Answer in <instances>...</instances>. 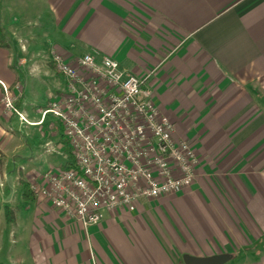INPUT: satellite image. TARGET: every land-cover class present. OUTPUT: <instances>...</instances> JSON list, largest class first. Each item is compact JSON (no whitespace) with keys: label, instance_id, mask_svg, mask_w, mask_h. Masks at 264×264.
Returning <instances> with one entry per match:
<instances>
[{"label":"crops","instance_id":"crops-1","mask_svg":"<svg viewBox=\"0 0 264 264\" xmlns=\"http://www.w3.org/2000/svg\"><path fill=\"white\" fill-rule=\"evenodd\" d=\"M0 28V84L25 120L5 112L0 85V264H183L184 255L222 254L264 264V0H0ZM53 53L108 56L147 77L174 139L196 152L193 184L140 199L134 211L102 210L104 221L86 229L55 210L36 190L48 169L73 166L62 127L65 164L44 157L37 168L29 147L56 135L59 121L42 114L67 89ZM26 63L53 87L34 110L14 69Z\"/></svg>","mask_w":264,"mask_h":264},{"label":"built area","instance_id":"built-area-1","mask_svg":"<svg viewBox=\"0 0 264 264\" xmlns=\"http://www.w3.org/2000/svg\"><path fill=\"white\" fill-rule=\"evenodd\" d=\"M67 81L64 93L42 111L59 121L73 166L44 174L36 192L84 229L97 226L102 210L134 211L190 187L199 165L194 148L174 139L175 129L153 101L147 77L123 73L112 58L88 53L76 59L52 55ZM1 105L17 115L16 96L4 85Z\"/></svg>","mask_w":264,"mask_h":264},{"label":"rangeland","instance_id":"rangeland-1","mask_svg":"<svg viewBox=\"0 0 264 264\" xmlns=\"http://www.w3.org/2000/svg\"><path fill=\"white\" fill-rule=\"evenodd\" d=\"M29 30L33 32H37L40 35L41 39L43 36H45L46 41H47L48 36L50 37V34H47L46 33L47 31L45 32L44 29H41V28L32 29L31 28ZM12 47L15 48V52L21 53L20 44L17 42V40H14V43H12ZM45 48H47L48 50V46H46L44 43L43 50ZM51 64L53 65L52 61H51ZM29 67H30V64L26 63L24 67H21V68L17 67L14 69H15V73L19 77L20 83H22V86L25 87L26 105L27 107L34 110L35 108L44 107L45 96L49 90L53 89V87L48 78L44 77L42 74L32 72V70ZM53 68L55 69L54 65H53ZM52 75H55L57 77V75L54 73ZM59 126L61 127L60 123L58 122L55 126L56 135L54 136V139H52L51 146L46 145L44 141L38 140V139L35 140L34 146L29 144L30 149H32L34 152L32 156L33 166H37V168H40L41 165L43 164L42 160L44 159V157L45 159L54 162V166L58 164H65L67 161L66 159L67 155H68V159H70L69 154H68L69 151L66 145H64L62 142L60 143L61 145L57 143V141L60 138V132L58 128ZM34 131L36 132L37 129ZM58 169L59 167H53V168L48 169V171L58 170ZM20 191L21 189L17 190L18 197H20L21 195ZM3 210H4L3 208L0 210V217L2 215L1 213ZM103 221H104V218L100 223H102ZM100 223L98 225H100ZM242 262H243L242 259L238 257V259L230 260L229 262L225 264H241Z\"/></svg>","mask_w":264,"mask_h":264},{"label":"water","instance_id":"water-1","mask_svg":"<svg viewBox=\"0 0 264 264\" xmlns=\"http://www.w3.org/2000/svg\"><path fill=\"white\" fill-rule=\"evenodd\" d=\"M6 200L0 191V207ZM230 259V255L222 254L212 257H193L184 255L182 258L183 264H225Z\"/></svg>","mask_w":264,"mask_h":264},{"label":"trees","instance_id":"trees-1","mask_svg":"<svg viewBox=\"0 0 264 264\" xmlns=\"http://www.w3.org/2000/svg\"><path fill=\"white\" fill-rule=\"evenodd\" d=\"M4 41V36L2 33V29L0 28V43H3ZM22 189H23V195L26 197H32L33 193L30 191L29 186L26 183H21Z\"/></svg>","mask_w":264,"mask_h":264}]
</instances>
